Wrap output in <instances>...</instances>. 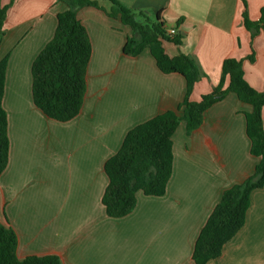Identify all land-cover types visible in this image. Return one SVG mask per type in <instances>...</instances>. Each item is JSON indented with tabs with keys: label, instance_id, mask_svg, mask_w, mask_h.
Wrapping results in <instances>:
<instances>
[{
	"label": "crops",
	"instance_id": "0c3cea01",
	"mask_svg": "<svg viewBox=\"0 0 264 264\" xmlns=\"http://www.w3.org/2000/svg\"><path fill=\"white\" fill-rule=\"evenodd\" d=\"M91 1L101 9L87 6L77 13L92 46L87 92L81 113L62 123L35 106L32 65L67 6L57 0H1L10 6L0 47V62L8 59L3 107L10 153L0 176V223L17 235L21 260L54 255L61 264H195L196 241L223 193L251 177L259 162L246 132L252 106L230 93L204 113L192 133L181 121L165 195L138 192L131 214L108 217L102 203L106 161L137 125L167 111L182 115L186 80L161 72L149 49L126 56L131 28L108 14L111 2ZM118 2L153 18L159 14L167 32L175 29L184 37L182 45L163 42V48L171 58L191 56L204 74L191 93L193 102L219 84L225 59L251 53L244 2L253 22L264 7V0ZM253 47L256 62L245 64L244 77L264 93V33ZM207 264H264V187L251 193L243 228Z\"/></svg>",
	"mask_w": 264,
	"mask_h": 264
},
{
	"label": "trees",
	"instance_id": "16d2710c",
	"mask_svg": "<svg viewBox=\"0 0 264 264\" xmlns=\"http://www.w3.org/2000/svg\"><path fill=\"white\" fill-rule=\"evenodd\" d=\"M67 6L58 14V25L53 39L40 52L32 65V95L35 106L47 117L66 123L82 111L87 92V71L92 46L86 28L77 18L80 9L91 6L101 9L91 0H57ZM112 4L110 16H119L132 30L123 48L126 56L137 57L149 49L164 74L177 73L186 80L185 98L179 110L167 111L137 125L125 136L118 152L104 166L108 185L102 197L106 214L123 218L137 206V193L162 197L173 174V135L181 121L186 122L187 134L199 128L204 113L230 93L252 106L246 116V132L251 141L250 153L259 158L254 174L241 184L226 190L209 216L196 241L193 261L207 264L222 255L224 246L243 228L250 206L251 193L264 187V93L254 89L244 77L246 63L256 62L253 47L255 37L264 33V7L259 21L249 19L244 2L243 25L251 33V53L243 59L227 58L222 64L217 86L197 102L190 100L197 82L204 77L195 60L185 54L169 57L163 42L176 46L183 43L180 33L170 34L157 14L151 18L142 11L124 7L118 0ZM10 6L0 0V47L5 36L4 24ZM8 59L0 62V176L9 164L10 140L8 116L3 107L5 76ZM18 239L15 232L0 223V264H61L57 256L17 257Z\"/></svg>",
	"mask_w": 264,
	"mask_h": 264
},
{
	"label": "built area",
	"instance_id": "2783aa9c",
	"mask_svg": "<svg viewBox=\"0 0 264 264\" xmlns=\"http://www.w3.org/2000/svg\"><path fill=\"white\" fill-rule=\"evenodd\" d=\"M170 34H177V31L175 29H172L169 31Z\"/></svg>",
	"mask_w": 264,
	"mask_h": 264
},
{
	"label": "rangeland",
	"instance_id": "374dc122",
	"mask_svg": "<svg viewBox=\"0 0 264 264\" xmlns=\"http://www.w3.org/2000/svg\"><path fill=\"white\" fill-rule=\"evenodd\" d=\"M151 18H153V17H151Z\"/></svg>",
	"mask_w": 264,
	"mask_h": 264
}]
</instances>
